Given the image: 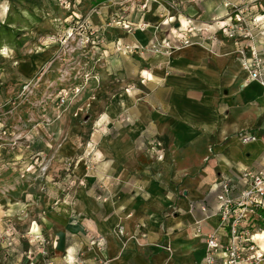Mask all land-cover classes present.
Here are the masks:
<instances>
[{"label": "crops", "instance_id": "0c3cea01", "mask_svg": "<svg viewBox=\"0 0 264 264\" xmlns=\"http://www.w3.org/2000/svg\"><path fill=\"white\" fill-rule=\"evenodd\" d=\"M177 1L179 11L196 24L224 12L223 0ZM120 2H99L100 27ZM29 5V0H0V29L17 38L0 44V51L8 53H2L3 62L18 50L23 56L16 60L29 67L24 55L32 46L40 47L31 45L36 36L39 40L42 23L39 17L33 20ZM129 16L137 20L133 12ZM144 20L151 24L144 31L106 27L104 33L108 29L113 41L124 43L146 44L153 36L162 37L163 28L154 29L161 20L157 8ZM180 21L186 28L187 20L181 16ZM234 48L232 41L220 39L212 46L190 45L169 57H135L136 76L127 85H140L134 92L139 97L117 109L118 115L127 110L131 121L117 123L119 134L111 148L108 141L103 144V153L123 168L101 169L98 177L105 182L100 190L80 186L70 206H53L54 215L67 221L71 231L60 240L63 259L53 264H90L96 258L103 264H201L204 239L218 226L213 185L224 175L236 179L243 169L260 167L264 159V89L245 80ZM115 64L120 68L118 60ZM142 70H147L142 73L146 80ZM114 112L107 111V121L115 118ZM245 133L257 139L242 143ZM75 173L86 181L83 171ZM99 193L102 200L96 198ZM91 236L103 238L101 248L91 246ZM163 244L172 247V255Z\"/></svg>", "mask_w": 264, "mask_h": 264}, {"label": "rangeland", "instance_id": "374dc122", "mask_svg": "<svg viewBox=\"0 0 264 264\" xmlns=\"http://www.w3.org/2000/svg\"><path fill=\"white\" fill-rule=\"evenodd\" d=\"M29 1L33 20L42 23L39 40L31 42L40 47L24 55L29 67L16 60L23 56L18 50L9 62L1 61L7 49L0 51V264L63 259L60 240L71 231L53 206H70L80 186L100 190L101 169L123 168L103 153V144L111 148L117 123L131 121L127 110L118 115L117 109L139 97L140 85H127L136 58L117 53L100 15H90L101 0ZM13 39L0 29V44ZM121 92L128 96L118 98ZM107 109L115 111L110 121Z\"/></svg>", "mask_w": 264, "mask_h": 264}, {"label": "built area", "instance_id": "2783aa9c", "mask_svg": "<svg viewBox=\"0 0 264 264\" xmlns=\"http://www.w3.org/2000/svg\"><path fill=\"white\" fill-rule=\"evenodd\" d=\"M118 1H122V5L106 18V27L126 33L144 31L151 26L144 20L146 14L157 8L161 20L154 29L157 31L163 28L164 34L160 38L153 36L146 44L124 43L118 39L114 42L117 53L137 58L152 54L169 57L193 44L212 46L224 39L233 42V54L246 75L245 80L257 83L264 89V7L258 0L250 3L223 0V14L200 24L179 11L177 0ZM132 12L137 20L130 19L129 14ZM93 13L99 14V9L92 10L91 14ZM181 16L187 20L186 28H182ZM143 71L147 70L140 72L142 79L146 80ZM256 139L253 133H245L241 142L248 143ZM213 191L216 193L214 214L218 219V226L204 239L201 264H264V159L260 167L243 169L236 179L222 176L213 185ZM201 209L206 211L204 207ZM199 231L196 228V234ZM90 244L101 248L103 238L91 236ZM161 248L172 255L170 245L163 244ZM103 263L104 261L96 258L90 264ZM44 264L53 262L47 260Z\"/></svg>", "mask_w": 264, "mask_h": 264}, {"label": "bare ground", "instance_id": "6f19581e", "mask_svg": "<svg viewBox=\"0 0 264 264\" xmlns=\"http://www.w3.org/2000/svg\"><path fill=\"white\" fill-rule=\"evenodd\" d=\"M182 23V22H181ZM183 28V27H182Z\"/></svg>", "mask_w": 264, "mask_h": 264}]
</instances>
